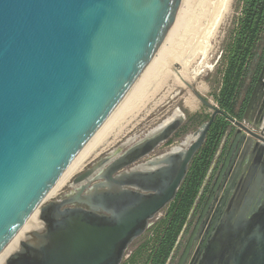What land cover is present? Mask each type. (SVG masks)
Returning <instances> with one entry per match:
<instances>
[{"label": "water", "instance_id": "obj_1", "mask_svg": "<svg viewBox=\"0 0 264 264\" xmlns=\"http://www.w3.org/2000/svg\"><path fill=\"white\" fill-rule=\"evenodd\" d=\"M199 2L0 0V253L36 210L40 220L3 264H120L128 246L176 197L221 112L188 83L213 112L184 148L125 170L178 130L183 122L178 113L78 173L72 180L78 190L43 204L62 173L166 58ZM263 79L264 62L245 112L257 114L256 123L264 118ZM238 145L235 136L222 172ZM92 180L100 181L89 188ZM260 180L264 186V175ZM261 191L258 208L226 213L210 228L196 264H264ZM215 192L210 191L178 264L197 239Z\"/></svg>", "mask_w": 264, "mask_h": 264}, {"label": "rangeland", "instance_id": "obj_2", "mask_svg": "<svg viewBox=\"0 0 264 264\" xmlns=\"http://www.w3.org/2000/svg\"><path fill=\"white\" fill-rule=\"evenodd\" d=\"M203 1L204 2L200 0V6L198 5L197 7V9H200H196L193 19L186 27V34L181 35L177 40L178 45L176 47L178 48H174V55H176L177 52V54H179L178 56L185 55L187 53L185 48L197 37L195 34L199 30L198 27L203 24L200 21L201 16L199 15L202 13L201 7L204 9V7L208 5L205 0ZM239 1L240 0L230 1L229 9L226 14L227 16L221 20L214 30V34L212 33L209 44L210 47L203 63L200 65V68L202 67L201 72L198 75H193V71L198 68L199 58L189 64L175 59L165 65V67L162 66V68L156 72L157 74L154 73L151 75L138 93L126 105L123 111L125 117L115 124V127H113L111 134L107 138V143L98 154L87 160L85 164L73 174L70 181L54 196L44 201L43 204L60 199L66 194L74 191L73 189L77 185L73 184V178L78 173L86 170L90 164L105 153L114 150L122 144H125L122 150L126 149L133 142L142 138L145 134L166 120L175 117L178 113L183 116V123L176 132L178 135H175V133L172 136L171 143H161L153 152L140 159L138 163H143L151 158L161 156L171 151V149L184 148L186 146L185 144H188L195 137V132L204 122L203 116L210 114L212 110L200 102L186 83L192 85L203 97L209 100L212 105L217 106L214 97L221 83L225 44L238 14ZM199 16L200 18H198ZM195 24L198 25V27ZM183 42H185L184 46L182 44ZM183 74L185 78L181 77ZM196 113L200 115V119L191 121L190 116ZM184 128H186V132H183ZM164 210L165 208L152 219L151 225L164 215ZM143 234L128 246L126 250L128 256L138 245ZM17 238L18 235L14 241H16ZM10 246L11 244L8 245L7 249L10 248Z\"/></svg>", "mask_w": 264, "mask_h": 264}, {"label": "trees", "instance_id": "obj_3", "mask_svg": "<svg viewBox=\"0 0 264 264\" xmlns=\"http://www.w3.org/2000/svg\"><path fill=\"white\" fill-rule=\"evenodd\" d=\"M263 59L264 0H240L238 14L225 44L220 87L214 97L225 115L240 117L241 111L235 112L236 105L245 88L242 106L248 101ZM224 114L217 116L210 126L204 143L194 156L176 197L165 208L164 215L146 229L138 245L120 264H166L226 129ZM206 118L207 115L203 116V120ZM198 119L200 115L197 113L190 116L191 121Z\"/></svg>", "mask_w": 264, "mask_h": 264}, {"label": "flooded vegetation", "instance_id": "obj_4", "mask_svg": "<svg viewBox=\"0 0 264 264\" xmlns=\"http://www.w3.org/2000/svg\"><path fill=\"white\" fill-rule=\"evenodd\" d=\"M245 95L246 88L245 92L240 96L235 108V112L241 111L240 117L225 115L218 104L216 106L221 112L216 114L215 119L217 116L224 114L227 121L226 129L219 141L218 147L208 166V169L202 178L199 192L189 213L188 220L179 234L173 252L171 253L166 264H178L179 257L184 250L200 211L211 190H216V192L213 195L208 215L205 218L204 223L198 232L197 239L191 246L187 258L183 264H196V260L200 257L199 251L201 249L200 246L204 236L210 230V228H212V226L213 228H216L226 213L236 211L237 215L245 207L248 208V212H251L259 206V202L262 197L261 190H264L262 180H260V177L264 175V118L259 123H256L258 122L257 114L252 117L249 114L246 116L245 112L249 99L246 104L242 106ZM262 100L263 96L261 102ZM260 104L261 103H259V106ZM212 112L207 115V118L204 120V122L209 119ZM231 119H234L235 122L244 124L250 131H252L253 134H250L249 132L240 128L235 122H232ZM176 132H174V134ZM172 136L163 143H168L169 140H172ZM235 136L238 138L239 145L238 147H235L232 157L227 161L225 169L222 172L228 150ZM147 161L143 162V164ZM94 162L92 164H94ZM191 162L188 165L187 173ZM92 164H90V166H92ZM138 164L141 163L137 162L125 168V170L129 171ZM98 181L100 180H92L90 182L89 188ZM76 185L77 186L73 190H78L80 188V184ZM124 188L139 190L129 186ZM77 205L78 204L75 206Z\"/></svg>", "mask_w": 264, "mask_h": 264}, {"label": "bare ground", "instance_id": "obj_5", "mask_svg": "<svg viewBox=\"0 0 264 264\" xmlns=\"http://www.w3.org/2000/svg\"><path fill=\"white\" fill-rule=\"evenodd\" d=\"M201 1L204 2L203 0H201ZM205 1L208 5L205 6L204 9H202L203 7H201L202 13L201 14L198 13L202 19L200 18V16L198 18H200V21L203 24L200 23L202 25H200L199 27H198V25H196L197 23L195 24L199 28V30H198V32L195 31L196 32L195 35H197V37L195 36L196 38L194 39V41L192 43L190 42V44H188L187 47L185 48L187 53L185 55L178 56L179 54H177L178 53L177 52L176 55H174L173 54L174 48H178V47H176L178 45V43L176 42L175 45L173 46V48L168 53V55L166 56V58L162 61V63L154 71V73H156L160 68H162V66L165 67V65H167L169 62H172V60L178 59L180 62H184L186 64H189V63L193 62L194 60H196L197 58H199L198 68H196L193 71V75H198L201 72L202 67L200 68V65H201V63H203L205 56H206V53L210 47L209 44H210L211 35L214 32V30L217 28V26L219 25L221 20L225 16H227L226 14L228 12L229 4H230L231 0H205ZM198 5L200 6V4H198ZM198 9H200V8H198ZM198 21H199V19H198ZM185 30L182 33V35L186 34ZM195 32H193V33H195ZM185 42L182 43L183 46H184ZM181 77L185 78L184 74H183V76L181 75ZM124 108H126V106ZM124 108L111 121V123L101 132V134L91 143V145L62 173L60 178L56 181V183L54 184L52 189L47 194L45 201L48 198H51L52 196H54L61 188H63L70 181L73 174L77 170H79L85 164V162L87 160H89L90 158H92L93 156H96V154H98V152L102 149V147L107 143V138L111 134L113 127H115V124H117L120 119H123V117H125V114L123 113ZM174 118L175 117L170 118V119L166 120L165 122L161 123L160 125L162 126L165 123L170 122ZM161 143H163V142H161ZM38 214H39V211L36 210L32 214V216L29 218V220L26 222V224L22 227V229L18 232L17 240L14 241L17 237V235H16L13 238V240L9 243V244H11L10 248L7 249L8 245H9L8 244L7 247L0 253V264H3L5 262V260L7 259V257L18 248L19 242L21 240H23L31 230H33L34 228L39 226L40 220H39Z\"/></svg>", "mask_w": 264, "mask_h": 264}]
</instances>
